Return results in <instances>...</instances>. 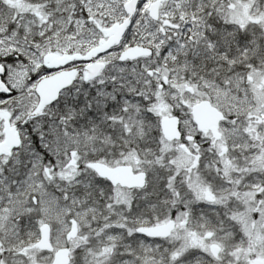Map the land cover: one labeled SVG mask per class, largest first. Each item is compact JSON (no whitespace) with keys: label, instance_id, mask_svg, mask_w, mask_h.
I'll return each mask as SVG.
<instances>
[{"label":"snow or ice","instance_id":"1","mask_svg":"<svg viewBox=\"0 0 264 264\" xmlns=\"http://www.w3.org/2000/svg\"><path fill=\"white\" fill-rule=\"evenodd\" d=\"M0 264H264V0H0Z\"/></svg>","mask_w":264,"mask_h":264}]
</instances>
